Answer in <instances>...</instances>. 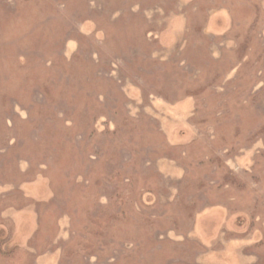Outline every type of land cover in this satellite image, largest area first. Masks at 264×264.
I'll return each mask as SVG.
<instances>
[{
	"label": "rangeland",
	"instance_id": "374dc122",
	"mask_svg": "<svg viewBox=\"0 0 264 264\" xmlns=\"http://www.w3.org/2000/svg\"><path fill=\"white\" fill-rule=\"evenodd\" d=\"M0 242L264 264V0H0Z\"/></svg>",
	"mask_w": 264,
	"mask_h": 264
},
{
	"label": "trees",
	"instance_id": "16d2710c",
	"mask_svg": "<svg viewBox=\"0 0 264 264\" xmlns=\"http://www.w3.org/2000/svg\"><path fill=\"white\" fill-rule=\"evenodd\" d=\"M46 24H48V30L51 31L52 26L54 24V21L50 20ZM47 67H48V69H50L51 67H58V66H55V63L51 62V63L48 64ZM38 87H39V91L42 92V95L44 96V99L48 103L46 102L43 105H40V103H33L32 105L35 108H37V111H38L40 116H44L45 117V116H48L47 113L52 112V108H49V103L52 104V105L58 104V103H55L56 100H54L51 97V92L49 93L50 89L48 88L49 84L47 82L44 84V86L42 85L41 87H40V84H39ZM62 99H67L70 102H74L75 101L74 98H70V97H68V98L62 97ZM94 100H96V99H94ZM30 110H33V108H31ZM70 113L73 114L74 112L71 110ZM54 114H55V112H54ZM54 126H55L56 129L58 127H61V128L66 130V128H67V126L64 123H61L60 118L58 119V122ZM90 131H92V130H90ZM115 175H117V174H115ZM113 177L115 178L114 175H113ZM97 220H99V218ZM1 245H3L2 242H0V256H3L5 259H7L8 260V264H22L24 262V260L26 259L27 254H26V252H23L22 249H18L17 251H14V252H6V251L2 250V246ZM22 254H23V256H22Z\"/></svg>",
	"mask_w": 264,
	"mask_h": 264
}]
</instances>
